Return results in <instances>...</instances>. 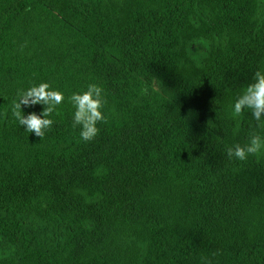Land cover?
<instances>
[{"label": "trees", "instance_id": "16d2710c", "mask_svg": "<svg viewBox=\"0 0 264 264\" xmlns=\"http://www.w3.org/2000/svg\"><path fill=\"white\" fill-rule=\"evenodd\" d=\"M257 70L264 0H0V264H264V151L227 155L264 136L232 116ZM42 82L65 99L40 138L12 107Z\"/></svg>", "mask_w": 264, "mask_h": 264}, {"label": "clouds", "instance_id": "9594fccd", "mask_svg": "<svg viewBox=\"0 0 264 264\" xmlns=\"http://www.w3.org/2000/svg\"><path fill=\"white\" fill-rule=\"evenodd\" d=\"M18 99L13 104L12 114L29 133L43 138L47 129H50L54 120L50 118L57 111V106L64 102V93L52 89L50 84L42 82L33 85L27 90L17 93ZM75 111L73 116V128L80 127V136L85 142L94 140L100 132L97 126L100 122H106L103 112L106 104L103 89L91 83L83 92H74L69 98ZM36 104L44 105L41 114L31 112L24 115L22 105L31 107ZM245 110H250L256 121V127L264 129V71L257 70L253 81L249 83L232 105V116L239 117ZM58 114V113H57ZM264 151V136L253 131L246 144H235L227 148L229 158L240 161L248 159Z\"/></svg>", "mask_w": 264, "mask_h": 264}, {"label": "rangeland", "instance_id": "374dc122", "mask_svg": "<svg viewBox=\"0 0 264 264\" xmlns=\"http://www.w3.org/2000/svg\"><path fill=\"white\" fill-rule=\"evenodd\" d=\"M192 49L197 56L203 55L207 49V45L204 41H197L193 44Z\"/></svg>", "mask_w": 264, "mask_h": 264}]
</instances>
